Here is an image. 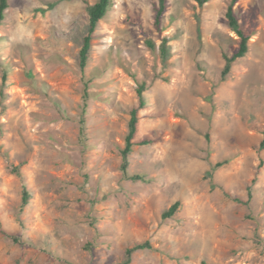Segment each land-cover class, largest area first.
<instances>
[{
	"label": "rangeland",
	"instance_id": "374dc122",
	"mask_svg": "<svg viewBox=\"0 0 264 264\" xmlns=\"http://www.w3.org/2000/svg\"><path fill=\"white\" fill-rule=\"evenodd\" d=\"M97 1L9 0L0 25V264H118L146 241L152 249L131 264H264V165L250 203L236 201L248 200L264 138V0L236 5L252 36L224 81L223 54L238 47L230 0H168L161 32L158 0H113L83 79L79 51ZM164 36L166 58L147 45ZM142 83L136 140L158 141L133 148L125 176L121 149Z\"/></svg>",
	"mask_w": 264,
	"mask_h": 264
},
{
	"label": "trees",
	"instance_id": "16d2710c",
	"mask_svg": "<svg viewBox=\"0 0 264 264\" xmlns=\"http://www.w3.org/2000/svg\"><path fill=\"white\" fill-rule=\"evenodd\" d=\"M198 4V6L201 8L203 7L208 0H195ZM240 2V0H230L227 11H226V19L228 22V26L231 29L232 32H234L238 37V47L237 49L231 54H223V59L225 61L224 68L221 73V79L224 81L226 77L230 74L232 70L233 64L238 60L246 56V54L249 52V42L251 39V34L246 32L243 28L242 24L240 23V20L236 14V5ZM114 2L113 0H98L94 5L89 6L87 8L88 13V29L87 33L84 36L82 40V45L79 51V68L82 74V77L84 79L85 72L87 70V66L89 64V61L91 59V53H92V47H93V40L95 37V33L101 23V21L106 17L109 10L112 8ZM9 0H0V25L4 22L6 18V11L9 8ZM168 10V0H158L157 6L155 8V14H154V27L158 32L162 31V20L165 15V13ZM169 37L164 36L162 39L161 44L159 47L156 46V44L151 41L147 40V45L152 50H158L160 55L163 58H166L169 55ZM7 82V74L6 72L3 73L2 77V90L1 93L4 92V88ZM147 86L145 83L140 84V86L137 89V95H138V101L137 104L130 110V119L128 122V132L125 137V144L124 147L121 149V171L125 176H127V171L129 167V157L130 154L133 151V148L135 146H147L151 145L158 141L156 138L152 137H145L141 140H136V136L139 130V123H140V112L145 109L146 107V100L144 97V92L146 91ZM87 93L84 95V100L87 99ZM86 106V105H85ZM81 124L84 125V121H81ZM81 135L84 136V128H81ZM257 152L259 155V163L257 165V170L255 173V177L251 181V185L248 187V200L243 201L240 198H237L236 201L239 203H245L249 204L250 201L253 198V185L257 181V175L259 171L262 169L264 165V159L262 156V152L264 151V138L259 143V146L257 147ZM227 161L218 162L214 166V170L222 167L224 164H226ZM18 172V169L16 170ZM132 180H141L142 177L135 175L130 177ZM30 195L26 187H23V205H27L29 201ZM179 203L173 204L167 211H165L162 214L163 219H167L172 217L178 210ZM3 234L6 235V233L3 231ZM14 242H18V238L12 236L11 237ZM152 246L150 242L146 241L140 244H136L133 247H130L126 250V258L123 262H120L118 264H131L133 260V255L137 251H143V250H151Z\"/></svg>",
	"mask_w": 264,
	"mask_h": 264
}]
</instances>
